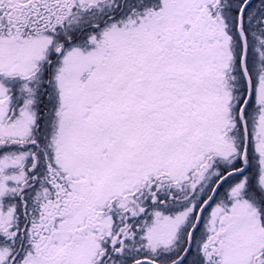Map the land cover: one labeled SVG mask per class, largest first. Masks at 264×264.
Masks as SVG:
<instances>
[{"label": "snow or ice", "instance_id": "obj_1", "mask_svg": "<svg viewBox=\"0 0 264 264\" xmlns=\"http://www.w3.org/2000/svg\"><path fill=\"white\" fill-rule=\"evenodd\" d=\"M0 264H264V0H0Z\"/></svg>", "mask_w": 264, "mask_h": 264}]
</instances>
